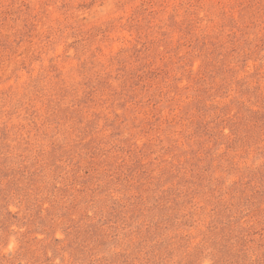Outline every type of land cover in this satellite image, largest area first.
I'll use <instances>...</instances> for the list:
<instances>
[{
    "label": "rangeland",
    "instance_id": "1",
    "mask_svg": "<svg viewBox=\"0 0 264 264\" xmlns=\"http://www.w3.org/2000/svg\"><path fill=\"white\" fill-rule=\"evenodd\" d=\"M0 264H264V0H0Z\"/></svg>",
    "mask_w": 264,
    "mask_h": 264
}]
</instances>
